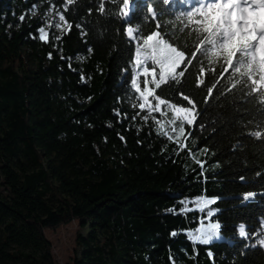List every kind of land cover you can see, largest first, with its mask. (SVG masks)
Returning a JSON list of instances; mask_svg holds the SVG:
<instances>
[{
    "label": "trees",
    "instance_id": "16d2710c",
    "mask_svg": "<svg viewBox=\"0 0 264 264\" xmlns=\"http://www.w3.org/2000/svg\"><path fill=\"white\" fill-rule=\"evenodd\" d=\"M81 2L0 0V264H56L46 233L73 223L89 232L77 234L72 264H264V90L252 93L239 69L224 73L206 44L193 57L203 33L185 0H134L127 18L122 0ZM149 6L192 61L154 94L175 102L204 69L196 126L179 139L186 149L166 137L177 136L169 107L141 110L131 87L126 28L155 31ZM59 13L72 25L62 34L52 27ZM205 195L218 198L210 207L221 225L209 244L191 239L208 222L194 210Z\"/></svg>",
    "mask_w": 264,
    "mask_h": 264
},
{
    "label": "snow or ice",
    "instance_id": "6c2138e0",
    "mask_svg": "<svg viewBox=\"0 0 264 264\" xmlns=\"http://www.w3.org/2000/svg\"><path fill=\"white\" fill-rule=\"evenodd\" d=\"M134 0H122V15L127 18L131 12V5ZM165 5L169 0H161ZM72 0H67V4L71 5ZM103 4L100 5L103 11ZM147 12L151 13L153 21H157V12L153 7L149 6ZM166 13H160L163 16ZM194 25L198 26V31L203 33L202 39L196 46V51L192 53L193 57L196 52L205 44L208 46L205 49V54H210L212 62L218 56L223 57V72L233 74L237 69V74L244 75V79L249 83L250 91L258 93L264 90V0H197V6L193 7L191 11L185 14ZM60 19L67 25V30L72 28L68 23L63 13H59ZM195 17V19H192ZM20 20H24V16H20ZM57 27H60L57 25ZM79 27V25H77ZM161 27L159 21L155 24V31L150 34L139 37L132 27L126 28V36L130 41L135 43L134 65L135 75L131 78V87L139 95L142 101L139 108L148 109L149 105L153 112L165 114L163 106L171 108L173 117V130L177 133L175 139L167 137L175 141L181 149H186L187 144L184 142L183 146L179 144V139L182 136H190V132H186V126H196L198 119L197 103L187 94L181 92L179 95L188 106L169 102L159 95H155L151 85L159 88L160 85L168 80L180 82L181 78L185 76L188 66L192 63L191 59L186 57V52L181 50L178 46L169 42L165 35L159 30ZM40 39L48 41V33L44 28L39 29ZM89 51H92L89 48ZM51 57V53H49ZM150 65V66H149ZM201 75L197 77L196 86L199 87L204 84L203 73L204 69H200ZM143 76V87L139 81V77ZM210 99L213 93V87L207 88ZM150 97L155 98V103L150 101ZM261 101L264 102V96H260ZM144 101H147L145 103ZM120 115L119 112L116 113ZM156 121H159L155 117ZM147 120V115H145ZM177 121L179 124L177 125ZM202 127V125H201ZM260 136V132L254 133ZM123 140L124 138L121 137ZM206 150V149H205ZM194 159V156H192ZM203 167L202 162H198ZM256 193H246L245 199L255 197ZM216 197L202 196L195 200L196 208L194 210L201 213H206L208 222H204V217L201 218L200 227L191 234V239L194 242L201 244H209L214 238L219 237V229L221 227L218 221L213 222L212 217L216 215V210L212 209L210 205L217 202ZM175 235V233H173ZM239 236L247 239L248 233L245 231V226H239ZM257 243L264 246V238L257 240ZM255 246V245H253ZM211 255V253H209Z\"/></svg>",
    "mask_w": 264,
    "mask_h": 264
},
{
    "label": "rangeland",
    "instance_id": "374dc122",
    "mask_svg": "<svg viewBox=\"0 0 264 264\" xmlns=\"http://www.w3.org/2000/svg\"><path fill=\"white\" fill-rule=\"evenodd\" d=\"M80 1L83 2L84 0H72V2H74V3H79ZM101 1L104 4L113 5V4H116L117 2H119L120 0H101ZM38 15H40L39 12H37V11L34 12V16H38ZM43 19H44V21L46 23V27H47L48 22L44 17H43ZM57 25H59L60 27H57ZM52 27L59 34H62V32L66 29V25L64 24V21H62L60 19V16L55 18V21L53 22ZM196 89H198L197 86H195L194 91L182 89L181 92L189 95L190 97H192L196 101L197 111H198L200 108V101L198 99L197 93L195 92ZM181 92L178 93L177 98L175 100V103L182 104L184 106H188L187 102L184 101L182 99V97L179 95ZM150 101L152 103H155V98L150 97ZM145 103H147V101H145ZM169 109L171 110L170 107H169ZM144 110L147 111L149 114H158V113L153 112V109L151 108L150 105H149L148 109L146 107ZM88 232H89L88 228L81 230L79 228L78 223H73L71 225L61 227L55 231H48L46 233V236H47V239L53 245L52 253H53L56 264H72L73 251H74L75 246H76V244H75L76 236L78 233L85 236L88 234Z\"/></svg>",
    "mask_w": 264,
    "mask_h": 264
}]
</instances>
